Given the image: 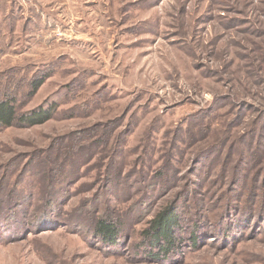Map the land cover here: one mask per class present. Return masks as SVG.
I'll return each mask as SVG.
<instances>
[{
    "label": "rangeland",
    "instance_id": "374dc122",
    "mask_svg": "<svg viewBox=\"0 0 264 264\" xmlns=\"http://www.w3.org/2000/svg\"><path fill=\"white\" fill-rule=\"evenodd\" d=\"M8 94L0 264H264V0H0Z\"/></svg>",
    "mask_w": 264,
    "mask_h": 264
},
{
    "label": "trees",
    "instance_id": "16d2710c",
    "mask_svg": "<svg viewBox=\"0 0 264 264\" xmlns=\"http://www.w3.org/2000/svg\"><path fill=\"white\" fill-rule=\"evenodd\" d=\"M45 77L36 79L32 83V89L29 98L33 97L34 94L43 86ZM24 106L21 104L19 99L13 95H6L0 98V129H6L15 126L25 127H35L44 124L52 119H54L56 113V105L53 108L46 109L40 107L38 110L32 113H27L19 115V111ZM174 200H180V198H175ZM176 201V202H178ZM174 203H169L164 210L158 214L156 218L151 221V227L148 234L151 233V243L164 242L167 244L168 249L174 247L179 241V231L181 230V217L180 212L176 209ZM107 217V216H105ZM118 223L112 222L110 219L102 218L99 221V226L97 228V234L100 235L104 242L109 244H114L118 240Z\"/></svg>",
    "mask_w": 264,
    "mask_h": 264
}]
</instances>
